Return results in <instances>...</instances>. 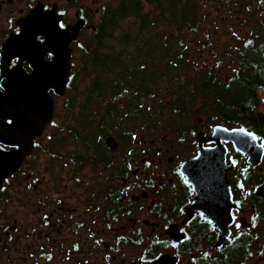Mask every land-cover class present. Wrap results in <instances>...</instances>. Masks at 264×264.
I'll list each match as a JSON object with an SVG mask.
<instances>
[{
  "label": "flooded vegetation",
  "instance_id": "flooded-vegetation-1",
  "mask_svg": "<svg viewBox=\"0 0 264 264\" xmlns=\"http://www.w3.org/2000/svg\"><path fill=\"white\" fill-rule=\"evenodd\" d=\"M132 1L0 0V102L9 97L10 87L40 82L27 78L33 67L43 71L54 61L46 36L77 30L70 43L71 73L85 41ZM140 1L148 5L151 0ZM41 81L44 85L43 76ZM48 94L55 104L52 123L15 172L1 179L0 170V264H264V136H259L264 129L245 128L257 139L245 154L231 141H209L215 126H240L209 124L200 117L188 129L173 126L149 134L154 135L149 140L140 134L137 141L131 132V142L122 145L113 137L114 152L105 138L103 145L91 147L90 159L80 161L76 158L87 144L69 145L66 152L51 143L57 102L61 121L65 96ZM31 99L28 95L19 105V119L4 107L0 153L17 150L5 136L28 125ZM47 129L54 131L45 135ZM199 134L203 150L219 147L215 157L231 195L220 212H213L216 224L212 213L194 204L193 187L182 173L184 164L198 156Z\"/></svg>",
  "mask_w": 264,
  "mask_h": 264
},
{
  "label": "trees",
  "instance_id": "trees-1",
  "mask_svg": "<svg viewBox=\"0 0 264 264\" xmlns=\"http://www.w3.org/2000/svg\"><path fill=\"white\" fill-rule=\"evenodd\" d=\"M202 1L215 7V16L201 11L199 0H151L147 11L138 3L124 5L103 23L72 68L64 116L54 125L60 138L53 135L51 143L87 144L76 158L83 161L109 136L129 144L134 130L147 136L173 126L188 129L200 117L263 130L258 91L264 90V0ZM127 18L133 23L117 28ZM231 25L240 36L229 33ZM155 96L157 118L156 106L148 108Z\"/></svg>",
  "mask_w": 264,
  "mask_h": 264
},
{
  "label": "water",
  "instance_id": "water-1",
  "mask_svg": "<svg viewBox=\"0 0 264 264\" xmlns=\"http://www.w3.org/2000/svg\"><path fill=\"white\" fill-rule=\"evenodd\" d=\"M81 24L83 25V22H81ZM52 31L53 30H50V32ZM56 31L51 33L50 36H46V44H51L49 52L53 54L54 61L49 64V67L44 68L43 71L42 68L33 67V74L30 78H27L28 80L40 78V82L35 83L33 86H29L27 82V86H19L17 90L16 88L10 87L9 90H7L9 97L5 99V101L0 102V114L5 107L9 110L12 109L10 115H14L15 118L19 119V105L26 103L28 95L32 96V99L29 101L31 112L28 125L20 127V133L18 134L14 132L16 130L13 129L14 131H12V133L8 132V136H5L7 141H14L11 144L16 145L17 150L9 154L0 153V157L2 158H0V170H2L1 179L9 176V174H12L21 166V162L25 157L31 154L34 141L40 138L45 127L52 123L55 104L53 97L48 94V91H52L53 94L59 98H63L65 95L71 70L72 50L70 48V43L75 41L78 33L77 30L74 35H71V32L68 31ZM42 76L45 80L44 85H42L41 81ZM27 87L30 89L28 90ZM203 136V134H199L197 139L198 156L194 160L187 162V165L184 164L182 173L186 177V182L193 187L196 197V202L194 204L199 207V210L201 209L205 212V214L212 213L209 218L216 224L217 214L213 212H220L219 208L225 205L227 201H230L231 195L225 178L226 173L222 170L221 161L219 158H216L218 156L216 152L219 150V147H215V149L211 150H203L202 145L205 142L202 140ZM213 138H216L215 142L217 144L220 143L221 140L231 141L233 144L235 143V146H240L241 151L245 154H248L246 149L247 145L257 142L256 136L246 132L244 127L228 130L221 126H215L209 141L211 140L212 142ZM236 138H241L240 142H237L235 140ZM105 143L109 150L113 152L116 151L117 144L113 137H107ZM215 154H217L216 157ZM206 197H209V200L205 199Z\"/></svg>",
  "mask_w": 264,
  "mask_h": 264
},
{
  "label": "rangeland",
  "instance_id": "rangeland-1",
  "mask_svg": "<svg viewBox=\"0 0 264 264\" xmlns=\"http://www.w3.org/2000/svg\"><path fill=\"white\" fill-rule=\"evenodd\" d=\"M246 2H250L251 4H255L256 3V0H245ZM132 4H134V3H138V4H140V5H142V7H143V10L144 11H147L148 10V5H147V1H145V2H141L140 0H134V1H132L131 2ZM127 5H129V4H127ZM199 6H200V9H201V11H206V12H210L211 14H210V16L212 17V16H215V12H216V9H215V7H212V5H210V3H208L207 1H202V0H199ZM129 8V7H128ZM236 11L238 10V11H240V8H241V6H236ZM150 10V9H149ZM222 14H224V12L222 13ZM133 18H127L126 20H123V21H121L120 23H119V25H118V27L117 28H119V29H121V30H126L127 28H128V26L131 24V23H133ZM116 28V30H118ZM231 29V30H230ZM230 31H232V32H229V33H239L240 31H241V29H239V27H234L233 25H231L230 26ZM240 34H241V32L239 33V36H240ZM220 38V37H219ZM221 39V41H224V39L225 38H220ZM221 41H219V45L220 44H222V42ZM223 75V74H222ZM164 86L165 85H163L162 87H163V89H164ZM168 90H170V89H168ZM167 90V91H168ZM66 93V92H65ZM161 93L163 94V91H161ZM65 96V95H64ZM258 97H259V99H260V102H261V105H260V108H259V110H261V111H264V90H261V91H258ZM171 98L172 97H169V96H167V98L165 99V101L164 102H167V103H170L171 102ZM157 99H159V96H155L154 98H152L151 99V102L149 103V109L153 106H156L157 105V102H153V101H155V100H157ZM63 103H64V101H63ZM60 106H61V103L58 101L57 102V110L55 111V114H57L56 115V117H55V119H54V124H57L58 126L60 125V123H61V121H60V112H59V109H60ZM152 111V110H151ZM151 111H150V113H151ZM154 111H155V113L158 111V108H157V106H156V108L154 109ZM168 112L166 111V114H167ZM152 114H153V112H152ZM160 114H158V113H156V115H155V118H157L158 116H159ZM153 119H154V116H153ZM197 119V118H196ZM196 119H194V121L196 120ZM155 123H158V121H154ZM53 131L54 130H52V129H47L46 130V132H45V135H47V134H49V135H51L52 133H53ZM64 133V132H63ZM134 133H135V137H136V140L138 141V140H140V133H138L137 131H135L134 130ZM55 137L58 139V138H60V135L56 132L55 133ZM113 137V136H112ZM154 137V135H149V136H147V137H145L144 139L145 140H149V139H151V138H153ZM58 142V141H57ZM44 143V142H43ZM75 145H78V142H75L74 143ZM68 146L69 145H64L63 147H61L62 149H68Z\"/></svg>",
  "mask_w": 264,
  "mask_h": 264
},
{
  "label": "bare ground",
  "instance_id": "bare-ground-1",
  "mask_svg": "<svg viewBox=\"0 0 264 264\" xmlns=\"http://www.w3.org/2000/svg\"><path fill=\"white\" fill-rule=\"evenodd\" d=\"M49 126V125H48Z\"/></svg>",
  "mask_w": 264,
  "mask_h": 264
}]
</instances>
